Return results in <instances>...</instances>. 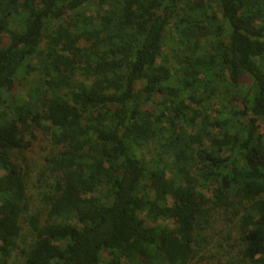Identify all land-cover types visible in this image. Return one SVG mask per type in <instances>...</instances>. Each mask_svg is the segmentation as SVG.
<instances>
[{"label": "trees", "instance_id": "16d2710c", "mask_svg": "<svg viewBox=\"0 0 264 264\" xmlns=\"http://www.w3.org/2000/svg\"><path fill=\"white\" fill-rule=\"evenodd\" d=\"M220 212L264 264V0H0V264H211Z\"/></svg>", "mask_w": 264, "mask_h": 264}, {"label": "rangeland", "instance_id": "374dc122", "mask_svg": "<svg viewBox=\"0 0 264 264\" xmlns=\"http://www.w3.org/2000/svg\"><path fill=\"white\" fill-rule=\"evenodd\" d=\"M94 15V11L92 13ZM213 112L207 113L211 116ZM214 115V114H213ZM58 149L54 148L49 140L48 134L38 131L31 146L26 153L28 163L31 168L30 183L27 193L28 198V212L24 219L31 215L45 212V202L43 197L52 192L53 175L49 172V166L46 163V158L51 157L57 152ZM206 194L209 196L210 191L206 189ZM215 223L213 230L207 233L211 238L210 241L204 245L202 255L211 264H225L232 263L237 257L238 250V219L232 223L226 222L225 216L220 214L215 215ZM25 221V220H23ZM22 237L21 248L25 250L26 245L31 244L34 240L30 228L25 222H22ZM21 249L17 250L10 264H24Z\"/></svg>", "mask_w": 264, "mask_h": 264}]
</instances>
